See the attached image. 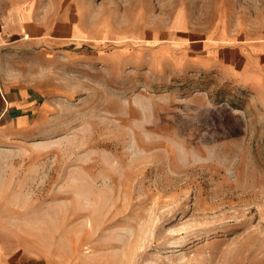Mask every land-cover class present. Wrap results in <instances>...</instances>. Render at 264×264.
<instances>
[{"label":"rangeland","instance_id":"1","mask_svg":"<svg viewBox=\"0 0 264 264\" xmlns=\"http://www.w3.org/2000/svg\"><path fill=\"white\" fill-rule=\"evenodd\" d=\"M87 3L119 41L18 55L51 104L0 121L2 232L49 264H264V0ZM224 35L243 78L168 66Z\"/></svg>","mask_w":264,"mask_h":264},{"label":"crops","instance_id":"2","mask_svg":"<svg viewBox=\"0 0 264 264\" xmlns=\"http://www.w3.org/2000/svg\"><path fill=\"white\" fill-rule=\"evenodd\" d=\"M72 2L67 5L66 0H0V121L5 119L7 129H26L40 123L39 118L33 122L30 111L35 109L43 115L51 104L47 99L41 100L49 83L31 77L34 69L30 74L20 69L19 53L36 54L44 62L51 58L55 47L111 46L124 35L122 30L115 31L107 19L105 23L101 17L92 21L87 16V0ZM177 24L175 18L172 25ZM227 37L224 35L215 44H204L207 40L191 44L176 41L183 50L169 58L168 66L180 73L211 72L218 77L243 78L251 68L240 64L241 54L228 43L232 38ZM157 62L159 58L155 57L154 63ZM0 264H49V261L44 255L35 254L34 247H18L11 229L6 233L0 229Z\"/></svg>","mask_w":264,"mask_h":264}]
</instances>
